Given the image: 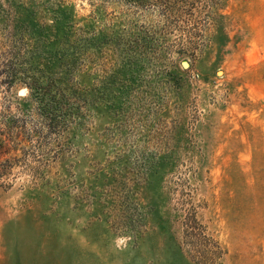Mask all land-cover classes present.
<instances>
[{
	"label": "rangeland",
	"instance_id": "obj_1",
	"mask_svg": "<svg viewBox=\"0 0 264 264\" xmlns=\"http://www.w3.org/2000/svg\"><path fill=\"white\" fill-rule=\"evenodd\" d=\"M0 264H264V0H0Z\"/></svg>",
	"mask_w": 264,
	"mask_h": 264
},
{
	"label": "trees",
	"instance_id": "obj_2",
	"mask_svg": "<svg viewBox=\"0 0 264 264\" xmlns=\"http://www.w3.org/2000/svg\"><path fill=\"white\" fill-rule=\"evenodd\" d=\"M129 1L134 2V3L138 2L140 4L144 3V0H129ZM156 1H158L161 5H164V4L168 3L169 0H156ZM36 97L38 99H40V101H41L43 94L38 93ZM47 128L49 129V131H54L56 129L55 124H53V123L48 124ZM10 129H12V128H10ZM10 139L12 140V142L16 143V139H18V138H16V136L13 137V135L10 134ZM17 144H18V142H17Z\"/></svg>",
	"mask_w": 264,
	"mask_h": 264
},
{
	"label": "water",
	"instance_id": "obj_3",
	"mask_svg": "<svg viewBox=\"0 0 264 264\" xmlns=\"http://www.w3.org/2000/svg\"><path fill=\"white\" fill-rule=\"evenodd\" d=\"M183 66L185 67V68H188V64L187 63H183Z\"/></svg>",
	"mask_w": 264,
	"mask_h": 264
}]
</instances>
